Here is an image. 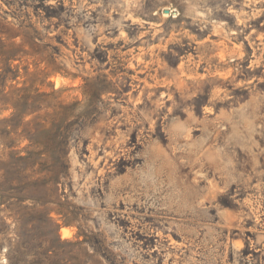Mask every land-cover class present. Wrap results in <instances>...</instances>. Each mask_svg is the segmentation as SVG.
<instances>
[{
    "label": "rangeland",
    "instance_id": "obj_1",
    "mask_svg": "<svg viewBox=\"0 0 264 264\" xmlns=\"http://www.w3.org/2000/svg\"><path fill=\"white\" fill-rule=\"evenodd\" d=\"M48 217L84 264H264V0H0V264Z\"/></svg>",
    "mask_w": 264,
    "mask_h": 264
},
{
    "label": "trees",
    "instance_id": "obj_2",
    "mask_svg": "<svg viewBox=\"0 0 264 264\" xmlns=\"http://www.w3.org/2000/svg\"><path fill=\"white\" fill-rule=\"evenodd\" d=\"M21 158L28 159L30 154ZM30 222L32 220L28 223ZM43 225L51 226L54 236L37 235L36 237L34 236L33 241L27 242V246H23L29 252L28 256L31 259L28 264H84L82 257L85 255H79L74 251V248L82 246L84 251L86 250V256L89 257L90 253L84 246L85 240L62 239L57 231L58 226L50 217H48L47 221L43 220ZM32 230H34V227ZM110 262V264H116L112 261Z\"/></svg>",
    "mask_w": 264,
    "mask_h": 264
}]
</instances>
